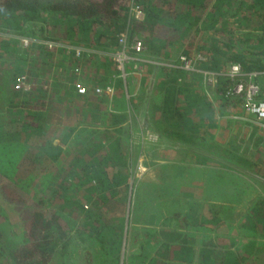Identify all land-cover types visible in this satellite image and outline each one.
<instances>
[{"label": "trees", "instance_id": "trees-1", "mask_svg": "<svg viewBox=\"0 0 264 264\" xmlns=\"http://www.w3.org/2000/svg\"><path fill=\"white\" fill-rule=\"evenodd\" d=\"M134 2L144 11L142 21H128L130 0H0V31L6 33L0 38V116L6 118L0 122V193L5 202L22 204L16 211L23 225L19 241L0 228V264H54L58 256L70 264L80 255L88 258L91 251L118 259L123 217L104 220L102 207L121 197L120 187L128 188V163L139 151L134 145L140 134L133 135L137 125L132 123L135 117L131 119L139 98L131 88L113 104L112 99L108 104L103 97L84 95L71 101L69 93L78 83L89 92L110 81L120 88L123 77L111 56L98 50L112 51L116 35L126 27L144 45L140 52H131L141 60L126 63V79L147 80L146 69L154 67L146 107L151 126L183 144L207 140L215 147L221 142L222 151L228 150L226 161L264 179V128L240 121L239 134L233 137L227 119L220 134L213 131L216 107L222 113L240 108L241 97L231 89L241 76L227 74L231 64L240 63L243 71H262L256 81L264 90V0ZM20 36L93 50L75 55L74 49L61 45L48 47L33 40L23 44ZM180 54L191 58L195 68L217 71L216 84H209L200 70L177 66ZM22 73L28 90L14 85ZM145 138L141 136L144 142ZM186 152L184 147L174 151L172 167L179 168L178 173L192 171L197 176L192 187L201 189L203 207L224 217L205 227L202 263L257 264L256 255L264 251V190L252 177L245 181V171L238 184L232 165H227L228 174L213 167L218 170H211L209 185H200L201 165ZM148 177L144 184H169L155 175ZM71 186L82 200L69 192ZM231 215L239 221L227 219ZM132 216V222L156 227L163 245L180 236L187 240L184 232L169 227L190 223L186 216L151 210H137ZM190 246L185 248L191 251Z\"/></svg>", "mask_w": 264, "mask_h": 264}, {"label": "rangeland", "instance_id": "rangeland-1", "mask_svg": "<svg viewBox=\"0 0 264 264\" xmlns=\"http://www.w3.org/2000/svg\"><path fill=\"white\" fill-rule=\"evenodd\" d=\"M133 35H136V34H133ZM196 57H198L199 59H204V55L201 53H197ZM153 62L155 64L158 63L157 61H153ZM165 63L170 64L169 62H165ZM228 69L226 70L227 72H228ZM202 70H204L205 72L210 71V72L216 73L217 75V71H211L207 69H202ZM202 73H203V77L207 79L209 84H211L212 86L216 84V80H217L216 75H210V74L208 75V74H204V72ZM154 74L155 72L149 73L150 75L149 78L151 79L152 77H154ZM129 80H133L132 81L133 83L136 80V77H131ZM147 80H142L143 84L142 83L140 84L139 83L140 81L136 82L137 84L139 83V87H137L138 90L142 92V97L139 98V100H141V104L145 100V104L138 107L137 113L135 110L136 116H134L133 114L131 115V119L132 117H135L132 122L134 124L133 126H135V124L137 125L136 131L132 133L133 135L140 134V136H145L146 138H145V142L144 140L142 141V139H140L135 144V146H139V151L134 153L133 160L129 161L128 163L129 176L130 178H134L135 180L133 179V180H130L131 182L129 181V184H131L130 185L131 196L129 193L126 206L131 205L133 206V208H135L134 209L135 211L139 210V212H143L144 210L149 209L156 213H162L163 215H171V214H176L177 210L179 213L180 211L182 212V208H183L182 202H186V200H191L192 198L194 199L193 194L191 195L192 197L190 196V193H192L190 192V190L193 188L192 184H195L197 182V176L193 174L192 171L190 170H185L186 172H184L181 169L183 173L182 172L178 173L180 169L177 167L175 168L172 167V161L176 159L174 151L180 147H184L187 150L185 155H189L191 160L198 159V165H201V169L199 170V176H198V181L200 185H203V184L209 185V178L213 175L211 174L212 169L218 170L216 168H219V169H222L221 171L224 174H228L227 171L229 170H228L227 165H232L234 167L235 179L238 184L241 185L243 182L241 179L240 172L245 171L248 174V175H244L246 177L245 181L251 182L250 178L252 177L258 189L264 190V179L263 178L255 175V173H253L252 171L245 169V167L240 164H231L228 161H226L225 155H228V150L226 149L222 151L221 142H218L215 147L210 145L207 140H198L199 142L194 143V144H183L179 140H175L173 138L162 136L158 130H155L149 122L147 113H145V110H146L145 108L147 105L149 93L151 92V89H152L150 85L146 84ZM129 88H132V87H129ZM117 92H119L120 95L124 94V92L125 94H129V92L124 91L123 88H122V91L119 90ZM211 93L212 92H210L208 97L213 99L214 95H211ZM213 102L216 103V100H213ZM216 111L217 112L215 114L214 120L217 121V125L215 128L213 127V131L215 132V134H220L221 125L224 126L227 119L229 120V122H227L229 124L231 122L230 120H232L231 118L233 117L227 115L226 113L220 112L217 107H216ZM235 112H237L236 114L240 113L239 111H235ZM239 116L240 118H243V119L247 118L246 116H243L242 114H239ZM1 119L3 121H0V122L6 121V118H1ZM229 126L234 128L237 126V124L234 122H231ZM4 129L6 131L12 132V129H7L5 127ZM158 143L160 144L159 146L156 145ZM151 144H153L154 146ZM147 148L150 152H148V150L146 152ZM168 148H172L174 151L170 153L164 151V149H168ZM130 149H132V147ZM1 150H2V147L0 146V152ZM122 157H126V156H122ZM139 162L142 163V166H138ZM213 167H216V168H213ZM148 174H149V177L147 179L155 175L159 178L165 179V181H168L169 184L165 187H156V186L150 185L149 183L145 182L146 184L145 185L143 183L144 176L146 177ZM186 178L188 180V184L186 182ZM156 188H161V190H158ZM120 189L121 191L122 190L128 191L129 185H128V188H125L122 186L120 187ZM186 189L187 190L189 189V190L186 191ZM69 192L74 194L76 198H78L79 200L83 199L81 198V194L79 193L77 188H75L74 186L70 187ZM182 192L185 193L184 196H182ZM4 198L5 196L3 197L2 193H0V228H2L6 232V235L8 234L10 235L11 238L17 239L19 241L20 237L22 236V232H23L22 226L23 225H22L20 214H18L16 210L20 208L22 204L19 203V201L15 200L14 204L12 205L9 200L8 201L10 202V204L5 202ZM124 200L125 198L122 196L117 199H112V200L110 199L106 204H110L115 207L113 208L111 212L107 213V216L115 215V213H118L117 211L120 209V207H122V205H125ZM198 201H199L198 198L195 201L194 200L191 201V204L194 206V209L196 211L197 210L203 211V212H206V214L210 212L212 215L218 216L217 218L221 217L219 219L217 218L207 219V224H210V223L214 224L216 223L217 220L224 218L223 215H220L214 209L213 211H211L209 207L207 206L203 207V205H201L200 202ZM186 207L189 208V206H186ZM116 215L121 216L122 213H118ZM231 216L234 219L238 218V217H235L234 215H231ZM233 222H235V220ZM175 223L178 224V222H175ZM126 226L130 228L131 222L129 225L127 224ZM126 237H128V241L132 246L139 244L138 242H135V239L139 238L137 237L136 233L127 232ZM140 245L142 246V250L144 251L147 250V245L145 243H142ZM134 250H140V249H134ZM56 258L57 259H56V262H54V264H63V262L59 260L61 259V257L59 258L58 256Z\"/></svg>", "mask_w": 264, "mask_h": 264}, {"label": "crops", "instance_id": "crops-1", "mask_svg": "<svg viewBox=\"0 0 264 264\" xmlns=\"http://www.w3.org/2000/svg\"><path fill=\"white\" fill-rule=\"evenodd\" d=\"M9 35H11V34H9ZM2 36H6V33L1 32L0 38ZM12 37L19 38L18 35H14ZM70 46H72V47L68 48V50L73 48V46H75V45L70 44ZM76 46H78V45H76ZM83 50L91 51L93 49L83 47ZM98 52L107 53V52H109V50L108 51L98 50ZM141 68H142V66L140 67V69ZM151 72H155L154 67L146 69L147 74H149ZM129 79L130 78L126 79L125 82L122 80V82H121L122 85L120 86L121 89L118 88L119 86L115 84V81H110L109 83L104 84V85L112 84L114 86L113 87L114 91L111 93H105V92L96 93L93 89H91V92L87 91L86 93L79 95V93L76 91V87H75L73 90L70 89L69 97L71 98V101L81 100V95H84L85 97L90 96L92 98L103 97L104 99H106L108 104L111 102V99H112V104H113L114 101L116 100V98L119 97V95H120L119 92H117V91H119V90L122 91V88H123L124 91L128 92L130 90L129 87H132L131 89H134L136 91L137 97L141 98L142 92L139 91L137 87H139V83L143 84V81L141 80L137 84L136 82L132 83L133 80H129ZM152 83H153V77L151 79L148 78L146 84L151 86ZM101 85H103V84H97L96 86H101ZM29 87H30V84L27 82V86H25L23 88V90H28ZM127 95L128 94H126V96ZM144 104H145V100L142 104H141V100H139V104L137 105V108H136V113H137L138 107L141 105H144ZM146 107H147V105H146ZM237 109L231 110V111L226 113L227 115L233 117V118H231L232 120H230V121L237 124V126L232 129L233 137H235L239 134L238 133V128H239L238 125H239L240 121L241 122L249 121L252 124L258 125V123L256 122V118L252 113L242 109L241 107L240 108L238 107ZM235 111H239L240 112L239 114H242L243 116H246L247 118H245V119L240 118L239 114H236L237 112H235ZM145 113H146V110H145ZM135 116H136V114H135ZM259 127H260V125H259ZM140 139H141V136H139L138 141ZM135 141L136 140H134V142ZM133 179L134 178H130V180H133ZM130 185L131 184H129L128 191L122 190L121 196L125 198V200H124L125 205H122V207H120V209L117 211L118 213H122L121 216L123 217L122 238H121V243L119 245V257H118V259L117 258H111L108 255H104V254L95 255V252L91 251V254L89 256L85 255L88 258H84V257H82V255H80L76 261L72 260L70 264H204V263H202V260L204 261V256L203 255L201 256V252H200L201 238H204L205 235L208 233L206 231V228H205L206 225L212 224V223L207 224V219H216L218 216L212 215L210 212L208 214H206V212L198 211V210L196 211L194 209V206L191 204V201L192 200L195 201L198 198V200H199L198 202H200V204H201V201H200L201 189L198 187H197V189H193V188L191 189L190 188L191 189L190 192H192V193H190V196L193 194L194 199L192 198L191 200H186V202H182V205H183L182 212L180 211V213H179L178 210L176 211V215L182 216V217L186 216L190 219L189 221H191V222L190 223L178 222V224H173V226L169 225V227L171 229L174 228V230H178V232H181V233L184 232L187 240H184L182 238V236H180L179 238H174L173 240L167 239V241L170 245L169 244L163 245L164 240H163L162 236L160 235V232H159V234L156 232V227H152L150 225H147V224H144L141 222H132V217H133L132 215H133V212L135 211L134 210L135 208H133V206H131V205L126 206L129 193L131 196ZM188 190L186 189V191H188ZM184 195H185V193L182 192V196H184ZM130 196H129V198H130ZM186 206H189V208H187ZM114 207L115 206H112L110 204H105L102 207L104 220H109V219L114 218L116 216H120V215H116L118 213H115V215H108L107 216V213L111 212ZM206 210H208V209H206ZM210 210L213 211L212 209H210ZM144 211L147 212L150 210L146 209ZM219 218H221V217H219ZM219 218H217V219H219ZM227 219H230L233 221L235 220V223L237 221H239L238 218L234 219L232 217H227ZM130 222H131V226L129 228L126 225L127 224L129 225ZM127 232L136 233L137 237H139V238H136L135 242H138L139 244L132 246L128 241V237H126ZM249 239H255V238H249ZM261 241H264V237L261 238ZM254 242L257 245H259L258 240H255ZM142 243H145L147 245L146 251L142 250V246L140 245ZM189 245H191L190 247H192L191 251L188 250V248H185V247H189ZM263 245H264V242H263ZM180 246H182L181 249H180ZM134 249H140V250H134ZM164 251H167V252L165 253ZM256 256H257V258H256L257 264H264V251L261 254L258 253ZM59 260L62 261V259H59ZM247 263H249V261H247Z\"/></svg>", "mask_w": 264, "mask_h": 264}, {"label": "built area", "instance_id": "built-area-1", "mask_svg": "<svg viewBox=\"0 0 264 264\" xmlns=\"http://www.w3.org/2000/svg\"><path fill=\"white\" fill-rule=\"evenodd\" d=\"M127 19L129 22L132 20L142 21L144 19V11L139 8L134 0H130L127 11ZM116 37V47L109 52V55L114 62V65L118 71V75L125 79L128 76L126 63L132 60H141V58L133 54L140 52L143 49L144 45L142 43V40L138 36L130 35L129 28L127 27L119 31ZM20 40H22L23 44H27L30 40H33L43 42L47 44L48 47H52L53 45H61L65 46L66 48L72 47L70 46V44H65L54 39H36L28 36H20ZM71 49H74V54L78 55L83 50V47L75 45ZM131 52H133V54ZM177 64L175 65L181 66L185 69H196L204 72V74L216 75V73L210 71L205 72L202 69L195 68L194 64L192 63V59L185 54L179 55V62ZM139 69L140 67L138 68V70ZM260 73H262V71L260 70L243 71L240 63L238 62L231 64L227 72V74L232 78L241 76L233 85L231 90L234 94L241 97L239 101L240 107L252 113L255 116L258 125L264 128V90H261L259 83L256 81V75ZM14 85L16 88H24L25 86H27L26 75L24 73L19 74L15 79ZM104 89L106 92H110L112 91V86H106ZM101 90L102 89L97 88L98 92H101ZM76 91L79 94H84L86 92V89L83 85L77 84ZM138 166H142V163L139 162Z\"/></svg>", "mask_w": 264, "mask_h": 264}, {"label": "clouds", "instance_id": "clouds-1", "mask_svg": "<svg viewBox=\"0 0 264 264\" xmlns=\"http://www.w3.org/2000/svg\"><path fill=\"white\" fill-rule=\"evenodd\" d=\"M110 52V51H109ZM109 52H107L106 54H109ZM217 74H218V72H217ZM123 81L125 82L126 81V78L125 79H123ZM78 84H80V83H78ZM77 85V84H76ZM81 85H83V84H81ZM84 86V85H83ZM106 86H112V91H110V92H106L105 91V87ZM76 87V86H75ZM85 87V89H86V92H87V88H86V86H84ZM114 86L112 85V84H107V85H101V86H94V87H92V89L96 92V93H103V92H105V93H111V92H113L114 91V88H113ZM97 88H99V89H102L101 90V92H98L97 91ZM85 92V93H86ZM84 205V204H83Z\"/></svg>", "mask_w": 264, "mask_h": 264}]
</instances>
